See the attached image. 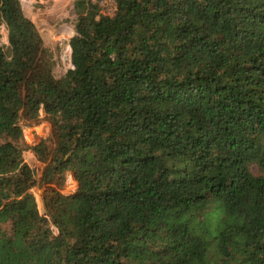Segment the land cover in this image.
<instances>
[{"label":"trees","instance_id":"obj_1","mask_svg":"<svg viewBox=\"0 0 264 264\" xmlns=\"http://www.w3.org/2000/svg\"><path fill=\"white\" fill-rule=\"evenodd\" d=\"M100 1L73 0L55 77L0 0V264H264V0Z\"/></svg>","mask_w":264,"mask_h":264},{"label":"rangeland","instance_id":"obj_2","mask_svg":"<svg viewBox=\"0 0 264 264\" xmlns=\"http://www.w3.org/2000/svg\"><path fill=\"white\" fill-rule=\"evenodd\" d=\"M25 15L35 24L43 45L53 52L55 60L53 66V74L60 77L65 70L70 67V49L68 45L69 37L74 33L73 23L75 14L73 13V0H20ZM101 12L111 15L114 10L112 0H101ZM2 41H6V30L1 27ZM43 112H40V117ZM22 127L23 138L27 145L36 144L41 137H45L50 130L47 121L41 119L30 124L20 122ZM24 161L33 169H35V177L39 178L43 164L39 162L33 153L27 149L23 152ZM251 172L259 174V169L252 165ZM73 178L70 170L65 171L64 182L60 189L61 193L68 195L74 192L76 182H71ZM74 180V178H73ZM75 181V180H74ZM33 194V202L39 213H43L42 192L43 188L34 186L30 189Z\"/></svg>","mask_w":264,"mask_h":264},{"label":"water","instance_id":"obj_3","mask_svg":"<svg viewBox=\"0 0 264 264\" xmlns=\"http://www.w3.org/2000/svg\"><path fill=\"white\" fill-rule=\"evenodd\" d=\"M31 170H32L33 175L35 176V169L31 168ZM43 212H44V210H43Z\"/></svg>","mask_w":264,"mask_h":264},{"label":"bare ground","instance_id":"obj_4","mask_svg":"<svg viewBox=\"0 0 264 264\" xmlns=\"http://www.w3.org/2000/svg\"><path fill=\"white\" fill-rule=\"evenodd\" d=\"M28 2V0H26ZM70 51V49H68ZM71 182L75 184V181L73 180V178H71Z\"/></svg>","mask_w":264,"mask_h":264}]
</instances>
